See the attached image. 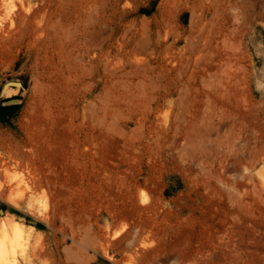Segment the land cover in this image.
Here are the masks:
<instances>
[{"label": "rangeland", "instance_id": "rangeland-1", "mask_svg": "<svg viewBox=\"0 0 264 264\" xmlns=\"http://www.w3.org/2000/svg\"><path fill=\"white\" fill-rule=\"evenodd\" d=\"M14 229L0 264H264V0H0Z\"/></svg>", "mask_w": 264, "mask_h": 264}, {"label": "bare ground", "instance_id": "bare-ground-1", "mask_svg": "<svg viewBox=\"0 0 264 264\" xmlns=\"http://www.w3.org/2000/svg\"><path fill=\"white\" fill-rule=\"evenodd\" d=\"M6 233H4L3 238L0 239V263H2V260L6 259V257L8 256V253L10 252V249H11L9 248V245H11L10 247H13L16 244H19L23 238L22 237L23 232H21L18 229H14V233H12L13 235H9ZM8 238L11 240V242L7 240Z\"/></svg>", "mask_w": 264, "mask_h": 264}, {"label": "water", "instance_id": "water-1", "mask_svg": "<svg viewBox=\"0 0 264 264\" xmlns=\"http://www.w3.org/2000/svg\"><path fill=\"white\" fill-rule=\"evenodd\" d=\"M13 83L20 84V82H13Z\"/></svg>", "mask_w": 264, "mask_h": 264}]
</instances>
